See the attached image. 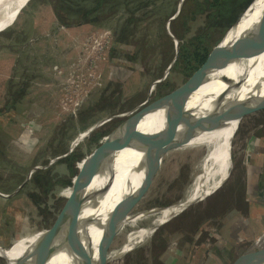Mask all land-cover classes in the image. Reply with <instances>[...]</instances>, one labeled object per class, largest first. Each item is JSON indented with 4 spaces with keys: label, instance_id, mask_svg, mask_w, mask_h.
Segmentation results:
<instances>
[{
    "label": "rangeland",
    "instance_id": "obj_1",
    "mask_svg": "<svg viewBox=\"0 0 264 264\" xmlns=\"http://www.w3.org/2000/svg\"><path fill=\"white\" fill-rule=\"evenodd\" d=\"M27 1L14 10V0L0 5V18L5 21L0 23V27L8 25L0 29L1 256V252L12 249L23 237L56 225L98 149L127 118V114L147 100L153 83L160 74L164 75L167 63L169 65L176 55L175 40L169 33V30L173 31L168 21L177 11L180 0H171V7L165 11L159 8L165 0H156V13L145 14L138 24L131 27L132 31L139 33L135 42L144 40L143 35L148 34L151 43H147L146 50L138 52L140 57L137 60L128 55L137 50L134 42H116V34L128 16L126 10L119 11L108 20L101 21V16H93L99 20L98 23L66 26L55 13L54 5L59 0ZM65 1H73L75 7H80L76 3L78 0ZM247 2L237 0L230 4L225 26L213 30L207 45L201 49L207 58L244 12L249 5ZM18 10V16L10 23L9 18ZM65 10L68 15H78L68 8ZM213 11L215 9L210 7L208 18L206 14L197 13V18L190 23L186 40L200 32L199 28L206 25ZM108 29L113 31L110 50L105 41ZM90 39L93 46L86 51L83 45ZM159 43L161 47L158 49ZM180 44L179 41V53ZM85 53L94 56L91 63L97 70L95 78L98 82L88 89L82 103L66 104L63 102L66 95L59 90V84L75 63L86 64L87 58H82ZM177 59L167 78L154 87L151 100L183 84L203 65L193 61L187 67L189 61L178 59L181 63L174 68ZM89 64L87 62L86 65ZM57 65L64 70L63 75L54 69ZM77 98L76 95L74 99ZM69 100L72 101L73 96H69ZM7 106L10 108L6 110ZM248 113L233 139L231 173L214 192L157 228L141 245L133 249H110L108 264H232L242 253L255 251L253 245L264 237V215L258 214L252 221L246 215L249 213V200L253 202L249 177H252L253 170L264 173V105ZM222 116L217 114L218 119ZM107 118L108 121L81 140L68 155L51 163L67 154L80 134ZM166 132H159L162 138L155 140L156 144L165 142L160 150L164 153L166 143L169 152ZM71 165L74 170H70ZM126 167L123 148L116 155L115 175L123 173ZM192 174V164L182 165L178 171L166 170L160 176L154 173L144 184L143 193H149L144 207L169 206L177 202L182 198L184 188L188 190L194 184ZM261 176L264 183V174ZM105 178L103 175L95 186H101ZM208 188H201L195 194ZM145 222L146 219L138 220L133 228L143 226ZM125 229L129 231L130 227ZM123 238H119L117 245ZM5 258L0 264H13L12 259L10 263Z\"/></svg>",
    "mask_w": 264,
    "mask_h": 264
},
{
    "label": "bare ground",
    "instance_id": "obj_2",
    "mask_svg": "<svg viewBox=\"0 0 264 264\" xmlns=\"http://www.w3.org/2000/svg\"><path fill=\"white\" fill-rule=\"evenodd\" d=\"M5 1L8 0H0V5ZM26 1L14 0L12 9L22 6ZM263 5L264 0H259L245 15L242 23L228 35V39L238 36L252 26L259 19ZM19 11L9 18L10 23L18 16ZM3 22H5L3 18H0V23ZM5 26L8 25H1L0 29ZM221 74V78L214 77L191 97L188 107L202 110L199 121L194 125L169 129L155 127L159 122L155 115L149 116L140 123V128L146 130L125 147L126 170L120 175H114L113 181L109 183L110 188L100 203L87 210L88 215H93L91 236L94 245H98L100 240L113 239L107 251L105 250L102 264H108L111 260L107 259L110 249H133L149 240L156 227L165 225L190 205L206 199L231 173L234 164L233 139L244 116L223 115L218 119V113L208 106L214 104L218 98L227 97L236 104L242 100L253 102L257 94H264V32L248 47L241 50ZM207 129L209 130L205 136ZM165 130H167L165 141L168 138L169 152L166 143L164 153L160 150L165 142L156 144L155 140H160L162 137L159 132ZM87 134V132L81 134L78 139ZM200 141L203 143L200 144ZM193 147L198 148L193 149ZM185 164H192L191 179L193 177L195 187L194 184L188 190H185V187L182 198L169 206L144 207L149 195L148 192L143 193L144 184L149 177L154 173L160 176L166 170L178 171ZM101 177L94 181L91 187H95ZM206 186L209 187L207 190L195 194ZM144 219H146L145 225L133 228L135 222ZM127 226L130 227L129 231L125 229ZM51 236L50 229L34 232L23 237L12 249L1 254L10 263L12 259L13 264H37L36 260L46 255ZM121 237H124L122 243L117 245ZM253 248L264 252V237L257 240ZM47 264L73 263L64 252L53 257ZM243 264H264V256L258 259L248 258Z\"/></svg>",
    "mask_w": 264,
    "mask_h": 264
},
{
    "label": "water",
    "instance_id": "obj_3",
    "mask_svg": "<svg viewBox=\"0 0 264 264\" xmlns=\"http://www.w3.org/2000/svg\"><path fill=\"white\" fill-rule=\"evenodd\" d=\"M184 1L180 0L177 11L168 21L169 27L171 21L180 14ZM258 1H251L237 21L228 30L222 41L203 63L202 67L193 76L170 92L151 100V93L154 87L167 78L168 72L179 54V40L169 30L170 35L175 40V57L166 68L164 75L153 83L147 100L127 114V118L118 125L91 159L86 174L63 208L56 225L50 228L52 230V236L47 253L44 257L36 260L37 264H47L53 257L64 252L71 258L73 264H102L105 250L113 239L100 240L98 245H94L93 237L91 236L93 215H88L89 212L87 210L97 206L108 192L110 188L109 183L113 181L115 175V159L117 153L121 149L129 146L137 135L144 133L146 129L140 128L139 125L151 115H155L159 120L158 124H155V127L164 129L186 128L199 121L202 112L201 108L193 109L188 107V103L193 94L203 85L212 81L214 77L221 78L222 71L229 66L235 56L264 32L263 5L259 19L252 26L238 36L228 39V35L242 23L245 15H247L250 9L255 7ZM225 81H228L227 77ZM228 99L227 97L225 99L218 98L214 104L208 107L219 114L243 117L249 111L260 105H264V94L261 93L257 94L253 102L242 100L235 104ZM108 120L107 118L101 123L90 127L85 131L88 133L86 136L90 135L100 124ZM86 136L80 140L78 136L72 144L70 151L65 155L53 159L51 163L68 155ZM103 175H106L104 183L99 187H91L92 183ZM159 227H156L154 231ZM263 253L259 250L246 251L238 256L232 264H239L248 258H261L264 256Z\"/></svg>",
    "mask_w": 264,
    "mask_h": 264
},
{
    "label": "trees",
    "instance_id": "obj_4",
    "mask_svg": "<svg viewBox=\"0 0 264 264\" xmlns=\"http://www.w3.org/2000/svg\"><path fill=\"white\" fill-rule=\"evenodd\" d=\"M161 1V0H160ZM177 1V0H176ZM237 0H185L182 10L177 18H175L171 23V29L173 33L177 36L179 41L182 43L180 44V53L178 59L181 61L186 59L189 61L186 66H191L189 63H200L203 64L206 59L207 55L205 54L204 50L201 51L203 47H205L207 40L212 36V31L218 28H222L225 26V19L226 16L229 14V6L232 2ZM252 0H248V4L251 3ZM70 2V1H69ZM65 0H59L55 2V13L58 16L60 22H62L66 26H71L73 24H79L84 22H92L98 23L97 18H92L93 16H101L102 20H108L118 14L121 10H126L128 12V16L126 21L121 24L118 33L116 34V42L117 44L120 43H127L130 44L134 42L137 46V50L129 52V58L132 60H137L140 56L138 54L139 51L146 50L147 43H150L148 40V34L143 35L144 40H138L135 42V38L138 37L139 33L134 32L131 30V27L135 24H138L145 14L148 13H156V0H78L76 1L77 6L73 4L74 2H70ZM169 2L167 5L164 6V3ZM73 4V5H72ZM172 1L165 0L159 4L160 10L164 9V11L171 7ZM71 6V7H70ZM210 7L215 9V11L211 12L209 15V21L206 22L205 26H202L200 32L196 36H191L190 38L185 39L187 34L190 32V23L191 21L197 18V15H207V12L210 11ZM66 8L69 11H74L75 13L78 12V15L73 16L68 15L66 12ZM66 13H65V12ZM139 12H142L141 15H137ZM198 13V14H197ZM104 17V19H103ZM208 18V15H207ZM87 20V21H86ZM208 20V19H207ZM233 19H231L232 21ZM235 19L232 21L234 22ZM205 23V21H204ZM209 24V26H207ZM164 28V27H163ZM164 35L169 38L168 34L165 32ZM164 36V40L165 39ZM185 39V40H184ZM167 43V40L165 41ZM116 44V45H117ZM161 43L158 44L157 48L159 49ZM116 49V46L114 47ZM112 49L115 51V49ZM160 51V50H159ZM114 53V52H113ZM177 62L174 68H178L181 61ZM168 66V63H167ZM186 67V68H187ZM190 68V67H189ZM161 74L158 78H161ZM162 85V84H161ZM10 107L7 106L6 110ZM84 120H87L84 119ZM70 170H74L73 166L71 165ZM149 182V180L147 181ZM147 184V183H146ZM0 261L4 262V259L0 257ZM5 264V263H4Z\"/></svg>",
    "mask_w": 264,
    "mask_h": 264
},
{
    "label": "built area",
    "instance_id": "obj_5",
    "mask_svg": "<svg viewBox=\"0 0 264 264\" xmlns=\"http://www.w3.org/2000/svg\"><path fill=\"white\" fill-rule=\"evenodd\" d=\"M97 33L100 34V32L98 31ZM112 33L113 32L111 29H108L107 33L105 32V37H106L105 41L107 42V48H109V50L113 46V34ZM103 45H104V42L102 43L101 48H103ZM92 46H93V43L90 39V40H87L85 45H83V49L87 51ZM84 57L87 58L86 61L89 62L90 64L86 65L87 62L86 64H81L79 62L75 63L69 69L67 77L65 79H62V82L59 84V88H60L59 90H61L63 95H66V98H65L66 100H63V102L66 104L79 105V102L82 103L83 99L85 98L84 95L87 94L88 89H90V87H92L98 82L96 81V78H95L97 75V70L94 67L93 63H91V57H94L93 54L89 53L88 55H86L85 53L82 58ZM54 69L59 75H63L64 70L61 69L59 65L55 66ZM76 95L78 96V98L74 99ZM69 96L70 97L73 96L72 101L69 100ZM80 97L82 99H80Z\"/></svg>",
    "mask_w": 264,
    "mask_h": 264
},
{
    "label": "crops",
    "instance_id": "obj_6",
    "mask_svg": "<svg viewBox=\"0 0 264 264\" xmlns=\"http://www.w3.org/2000/svg\"><path fill=\"white\" fill-rule=\"evenodd\" d=\"M262 171L253 170L252 177H249V182H251V189L253 190V193L251 192L250 195L253 197V202L249 200V213H247L246 216H248V220H256L258 214L264 215V202H263V196H264V183H263V177L261 176ZM148 181V180H147ZM145 182V184L147 183ZM248 191V194H249ZM261 198V199H260ZM251 207V209H250ZM237 228V227H236Z\"/></svg>",
    "mask_w": 264,
    "mask_h": 264
},
{
    "label": "flooded vegetation",
    "instance_id": "obj_7",
    "mask_svg": "<svg viewBox=\"0 0 264 264\" xmlns=\"http://www.w3.org/2000/svg\"><path fill=\"white\" fill-rule=\"evenodd\" d=\"M181 10H182V9H181ZM177 17H178V16H177ZM177 17H176V18H177ZM172 21H173V20H172ZM172 21H171V22H172ZM170 25H171V24H170ZM111 30H112V29H111ZM112 32H113V31H112Z\"/></svg>",
    "mask_w": 264,
    "mask_h": 264
}]
</instances>
